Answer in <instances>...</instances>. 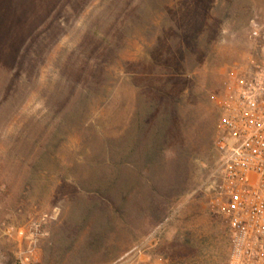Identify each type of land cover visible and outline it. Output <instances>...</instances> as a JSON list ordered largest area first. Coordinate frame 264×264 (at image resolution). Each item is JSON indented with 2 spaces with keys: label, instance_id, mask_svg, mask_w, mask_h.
<instances>
[{
  "label": "rangeland",
  "instance_id": "374dc122",
  "mask_svg": "<svg viewBox=\"0 0 264 264\" xmlns=\"http://www.w3.org/2000/svg\"><path fill=\"white\" fill-rule=\"evenodd\" d=\"M0 36V264H228L215 146L264 0H12ZM37 227V228H36Z\"/></svg>",
  "mask_w": 264,
  "mask_h": 264
},
{
  "label": "built area",
  "instance_id": "2783aa9c",
  "mask_svg": "<svg viewBox=\"0 0 264 264\" xmlns=\"http://www.w3.org/2000/svg\"><path fill=\"white\" fill-rule=\"evenodd\" d=\"M250 37L257 58L228 84L215 140L221 153L219 209L230 236L228 264H264V21L252 23ZM33 232L16 229L27 242L11 264H45L35 252ZM139 252L132 249L104 264H144Z\"/></svg>",
  "mask_w": 264,
  "mask_h": 264
},
{
  "label": "trees",
  "instance_id": "16d2710c",
  "mask_svg": "<svg viewBox=\"0 0 264 264\" xmlns=\"http://www.w3.org/2000/svg\"><path fill=\"white\" fill-rule=\"evenodd\" d=\"M12 0H0V36L5 37L11 31V28L17 26L21 18L11 15L9 10Z\"/></svg>",
  "mask_w": 264,
  "mask_h": 264
}]
</instances>
